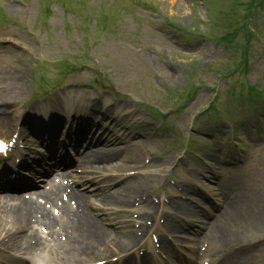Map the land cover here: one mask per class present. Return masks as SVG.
I'll return each instance as SVG.
<instances>
[{
    "label": "rangeland",
    "instance_id": "374dc122",
    "mask_svg": "<svg viewBox=\"0 0 264 264\" xmlns=\"http://www.w3.org/2000/svg\"><path fill=\"white\" fill-rule=\"evenodd\" d=\"M33 2L34 0H0L5 14L12 19L5 28L12 36L0 39V109L6 110L5 108L11 105L31 102L33 93L31 87L35 83L29 80V75L35 63L44 60L47 76L50 80L56 81L61 78L60 59L71 57L74 50H81L89 56L85 57V67H78L77 75L71 78L69 76V84L84 82V78L91 72L90 69L102 75L105 93L118 89L119 92L123 94L125 92L129 96L130 100H117L110 93L104 95L112 106L115 104L118 107V112L126 113L124 117L126 123L133 122L135 115L129 116L121 109L127 110L128 106L136 113L132 102L138 101L137 95L147 101H154L155 109L163 113L168 108L184 103L183 97L186 95H194L184 111L176 116L171 112L173 115L170 120L161 122L157 115V119L161 122L159 136L151 140L143 135L141 141H134L133 146L137 148L134 149V153L137 154L141 150L143 155L148 157V154L152 153V156L148 159L141 158V164L131 160L127 166L130 169L133 167L138 169L129 171L130 175L127 177L129 181L115 194L118 201L127 199L132 201L136 198L135 201H140L141 204L142 201L147 203L149 211L152 208L156 209L162 227L177 238L183 236L184 238L180 240L181 244H189L190 238L187 236L185 224L180 227L178 222L173 220L176 213L187 219L182 211L187 203L181 202L182 199L174 196L181 195L180 197L194 201L201 207V198L190 197V188L192 181H198L203 177H196L193 171L188 169L190 177L187 178L186 173L182 174L174 167L177 164L180 166L178 161L184 162L188 156H182L184 146L172 151L170 141L165 138L170 134H163L162 131L165 129H162V125L165 123L164 127L171 126L170 132H181L182 128H186V121L209 105L212 97L217 103L221 104L224 101L228 108L236 107L237 97L245 98V92L250 93L251 100L257 104L256 116L264 115V0L260 7L257 5V0H78L80 5H71L68 4V0H63L65 8L72 12L63 14L61 10H57L58 12L53 10L50 18L45 20V26L36 25L34 17L36 8ZM86 16H93L87 19L90 25L85 23L88 29H84L86 25L83 22L81 24V19ZM98 19H103L112 27L111 31L107 32L108 36L102 39L104 43L99 46V42L94 44L92 38L84 41L77 37L93 36V31L95 32L93 26L95 22H99ZM23 21L27 22L21 32L12 34L10 30L17 29ZM75 23L80 24L78 30L72 27ZM186 34L202 35L212 42L219 43L223 48L205 39L198 41L187 38ZM223 36L226 41H219ZM227 72H229L228 81L232 80L233 83L231 81L230 83L233 87L229 90L223 88L220 92L224 83L219 75ZM135 86H142L144 91L138 92ZM203 86H212L213 93L204 90ZM86 88L89 91H84L86 98L102 95L93 92L92 87ZM170 92L176 95L167 100V94ZM69 102L68 107L77 110L85 107L82 104ZM86 105L91 109L78 116L89 114L94 118L90 112L96 110L97 103L86 102ZM2 110L1 114L10 122L12 111L4 114ZM30 110L32 111L33 107H30ZM36 113L43 115V111L40 110ZM225 139L220 137V142L224 143ZM236 139L246 146L248 153L245 158H240L244 163L239 169L241 174H247V170L254 174L258 169L264 178V151L259 152L258 157L254 156L264 144H259L260 141L254 142L253 138L247 139L243 134L236 135ZM216 156L214 154L208 159L203 157L208 165L214 163L219 165ZM114 161L120 163L119 160ZM248 164L249 169H246ZM193 168L199 167L193 166ZM204 177L212 190L209 192L212 197L206 198L209 204L219 202L221 197L240 190L234 188L226 192L220 191L217 185L212 186V183H218L212 178L213 175L206 172ZM171 179L176 180L179 186L173 187ZM141 188H144L143 193H140ZM262 192L264 193V188ZM140 195L141 199H139ZM255 195L256 199L252 203L251 200L248 202V199L247 202H241L243 205L232 210L226 219L221 215V218L228 223L219 228L215 237L211 239L205 251L206 257L213 252L214 255L220 254L221 257L232 258L236 255L240 262L232 264H256L257 261L264 264V242L261 240L264 237V194L255 193ZM135 203V207L139 206ZM117 208L119 207L115 209ZM142 212L147 214L145 209ZM96 219L101 223L98 218ZM141 222L146 226L150 223L145 218ZM6 225L7 223L0 225V240L5 244L10 231ZM168 225L170 230L167 228ZM138 226L136 224V227ZM109 233L112 234L111 231ZM118 233L120 234L121 231ZM113 235L115 236L109 243L111 246L121 251L129 247V244H125V235ZM106 242L101 243L100 246L94 245L91 256L84 262L95 264L107 256L108 254L102 253ZM248 243L251 246H259L253 249L259 255L254 256L249 251L242 250L247 249ZM111 246L109 248H113ZM183 256L188 257L181 252L180 260L177 262L184 263ZM7 259L13 260L9 251L0 252V264ZM162 261H165V264H179L173 259H168L165 252ZM9 264H17V262L14 260Z\"/></svg>",
    "mask_w": 264,
    "mask_h": 264
},
{
    "label": "bare ground",
    "instance_id": "6f19581e",
    "mask_svg": "<svg viewBox=\"0 0 264 264\" xmlns=\"http://www.w3.org/2000/svg\"><path fill=\"white\" fill-rule=\"evenodd\" d=\"M131 157L135 158V156H131ZM121 161H124V160H121ZM1 167H2V165H1ZM102 167H106V165H103ZM124 205H128V203L124 204ZM5 210H7V211H1L0 212V214H1L0 225L4 224V223H9V224L14 223L15 221L16 222L20 221L21 224L25 223L24 216H22L18 210H15V209H10V210L5 209ZM38 212H39V209H36V208H30V209L24 210L25 215H29V214L36 215ZM65 212H69V214L65 217L66 218L65 221H58L56 223V225L58 226V231L61 233H64L65 236H67L68 233L70 232L71 235L79 237L83 233V227H82L81 223L83 221H85V218H86L85 211L82 208H80V209H75L73 212L65 209ZM26 222L28 224L29 221L26 220ZM91 228L94 229L93 227H91ZM97 237L99 238L100 234L97 235ZM93 238L98 239L94 236H93ZM99 240L102 241V239H100V238H99ZM78 242H79V245H78L76 250L79 249V251H83L84 247L80 246L82 244V242H80V241H78Z\"/></svg>",
    "mask_w": 264,
    "mask_h": 264
}]
</instances>
